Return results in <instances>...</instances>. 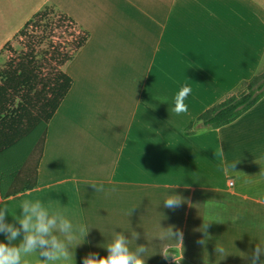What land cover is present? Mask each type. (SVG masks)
I'll return each instance as SVG.
<instances>
[{
  "label": "crops",
  "instance_id": "1",
  "mask_svg": "<svg viewBox=\"0 0 264 264\" xmlns=\"http://www.w3.org/2000/svg\"><path fill=\"white\" fill-rule=\"evenodd\" d=\"M49 4L90 39L64 68L73 87L49 124L36 187L0 196L5 222L20 228L13 216L32 199L86 224L69 264L107 256L113 232L147 247L146 264H175L164 243L186 264H250L264 247V99L229 126L185 131L264 70V0H0V51ZM182 85L191 92L177 115ZM171 194L183 200L175 209L164 206Z\"/></svg>",
  "mask_w": 264,
  "mask_h": 264
},
{
  "label": "trees",
  "instance_id": "2",
  "mask_svg": "<svg viewBox=\"0 0 264 264\" xmlns=\"http://www.w3.org/2000/svg\"><path fill=\"white\" fill-rule=\"evenodd\" d=\"M90 39L53 4L36 13L1 50L9 59L0 66V196L3 200L37 185L51 120L73 87L64 73ZM20 46L23 51L15 49ZM264 99V70L242 83L222 102L186 128L221 129L236 122ZM186 264V263H185Z\"/></svg>",
  "mask_w": 264,
  "mask_h": 264
},
{
  "label": "clouds",
  "instance_id": "3",
  "mask_svg": "<svg viewBox=\"0 0 264 264\" xmlns=\"http://www.w3.org/2000/svg\"><path fill=\"white\" fill-rule=\"evenodd\" d=\"M190 92L188 85H182L173 97L171 102L174 106L171 109L177 115L187 112V105L184 101ZM215 154L216 158L223 159L224 157L221 147ZM235 165L232 167L234 168ZM90 186L97 192L104 191L102 183H91ZM181 203L183 200L180 196L171 194L165 199L164 206L175 209ZM50 207L51 203L45 205L40 200H22L20 204L22 215L13 216V219L21 226L17 228L14 224L5 222L9 212L6 207L0 206V233L5 234L8 240V243L0 242V264H28L27 261L22 260V257L32 253H36L34 264H69L72 256V242L78 236L85 239L89 230L86 224L74 225L62 210L50 211ZM163 230L182 244V232L174 234L171 228ZM21 232L23 238L17 246L13 242L21 235ZM129 243L130 240L122 232H113L111 240L104 247L108 253L107 256L101 257L98 252L89 253L83 258L82 264H146L145 255L148 248L140 245L133 250L129 247ZM170 250H175V248L164 243L160 255L165 260L172 258L175 264H179L176 250L174 253ZM223 251V248L215 249V252L223 253ZM250 264H264V247L255 245L252 248Z\"/></svg>",
  "mask_w": 264,
  "mask_h": 264
},
{
  "label": "rangeland",
  "instance_id": "4",
  "mask_svg": "<svg viewBox=\"0 0 264 264\" xmlns=\"http://www.w3.org/2000/svg\"><path fill=\"white\" fill-rule=\"evenodd\" d=\"M15 49L17 50V51H19V52H21V51H23V49L20 47V46H18V45H15ZM1 52V51H0ZM77 55V54H76ZM77 57V56H76ZM76 57H75V59H76ZM8 59H9V56L8 55H4L3 57H2V59L0 60V66H4V64L8 61ZM77 62V60H74V63H72V64H70L69 66H68V68L65 70V71H70V69H71V66L73 65V64H75ZM77 84V83H76ZM77 87H79V85H77ZM179 264H185V263H183V262H179Z\"/></svg>",
  "mask_w": 264,
  "mask_h": 264
},
{
  "label": "built area",
  "instance_id": "5",
  "mask_svg": "<svg viewBox=\"0 0 264 264\" xmlns=\"http://www.w3.org/2000/svg\"><path fill=\"white\" fill-rule=\"evenodd\" d=\"M231 185H232V183H231Z\"/></svg>",
  "mask_w": 264,
  "mask_h": 264
}]
</instances>
